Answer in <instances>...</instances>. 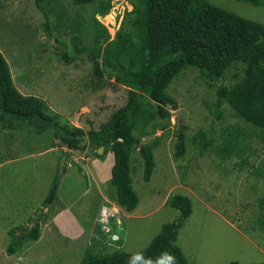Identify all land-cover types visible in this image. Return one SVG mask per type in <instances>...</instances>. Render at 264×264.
Here are the masks:
<instances>
[{"label": "rangeland", "instance_id": "1", "mask_svg": "<svg viewBox=\"0 0 264 264\" xmlns=\"http://www.w3.org/2000/svg\"><path fill=\"white\" fill-rule=\"evenodd\" d=\"M209 1L264 24V0L259 5ZM42 3L51 11L47 27L34 0H0V52L20 93L41 98L46 113L55 114L60 124L87 131L125 102L126 91L103 67L97 76L90 60L73 59L67 64L60 57L65 45L56 38L67 37L70 28L58 24L64 18L68 24L76 13L86 17L93 4L83 9L71 0ZM110 3L106 14L94 11L93 21L105 25L112 37L132 6L128 0ZM82 40L87 44L90 35L83 33ZM238 65L217 79L192 66L181 70L166 88L177 107H166L168 117H156L147 133L139 126L132 130L151 149L154 168L145 180L142 157L138 149L131 150V186L138 198L131 212L115 202L110 181L113 155L108 147L96 148L87 140L84 151L73 150L59 144L51 129L37 133L20 120L13 126L0 123V264H79L85 248L96 242L94 236L96 252L103 246L139 252L165 223L178 217L179 210L167 201L174 194L187 196L191 203L176 239L185 264L264 263V210L257 206V198L264 194V132L237 117L226 103L217 104L215 94L218 86L234 81ZM140 97L141 102L146 100L143 93ZM200 128L210 142L201 154L191 142ZM230 129L237 135L238 153L224 156ZM178 132L183 134L186 151L174 159ZM55 180L56 197L43 205ZM106 202L121 213V228L111 223L120 237L113 246L97 221ZM35 222L40 223L38 238L8 255L11 233L18 237Z\"/></svg>", "mask_w": 264, "mask_h": 264}, {"label": "trees", "instance_id": "2", "mask_svg": "<svg viewBox=\"0 0 264 264\" xmlns=\"http://www.w3.org/2000/svg\"><path fill=\"white\" fill-rule=\"evenodd\" d=\"M34 1L45 15L44 26L47 27L51 11L42 3L43 0ZM128 1L132 8L124 13L111 37L105 25L93 21L94 11L100 15L109 11L110 0H71L73 5L83 9L88 4H93V8L86 17L76 13L68 24L66 18H62L58 25L68 27L70 31L67 37L56 38L65 45L60 54L65 63L73 59H88L97 76L101 75L103 67L113 77L115 85L125 89L126 99L121 106L87 131L79 126L62 125L55 114L46 113V105L41 98L24 95L15 88L8 64L0 52V123L13 126V121L20 120L22 124L32 126L37 133L51 129L59 144L73 150L84 151L87 140L96 148L108 147L113 155L110 181L115 188V202L126 212H131L138 202L131 186V150L138 149L142 157L145 180L149 179L154 168L151 149L140 142L142 135L135 136L132 130L139 126L145 133L156 117H168L166 107H177L176 100L166 92V88L181 70L192 66L203 76L217 79L228 68L239 64L232 74L234 81L216 88L217 104L226 103L237 117L264 132V24L236 15L209 0ZM239 1L252 5L262 2ZM54 6L57 8L60 4ZM66 15L69 16L67 11ZM83 33L90 35L85 45L82 44ZM140 93L145 95L143 102ZM151 104L155 105V109ZM226 135L224 156L237 154L234 144L237 135L232 129ZM191 142L200 154L210 143L202 128L192 136ZM237 146L241 148L238 143ZM185 151L183 134L178 132L173 158L182 157ZM62 171H65L64 167ZM57 187L58 181L55 180L43 205L55 199ZM167 201L179 210L178 217L165 223L139 252L155 259L162 251H167L176 257V264H185L176 239L182 222L191 212V203L187 196L180 194L171 195ZM257 206L264 210V194L257 198ZM39 230L40 223L35 222L18 237L11 233L6 253L11 255L23 243L36 240ZM95 239L92 246L85 248L79 264H127L134 254L119 248L109 250L107 246L96 252L94 248L98 239ZM229 264L238 263L231 261Z\"/></svg>", "mask_w": 264, "mask_h": 264}, {"label": "built area", "instance_id": "3", "mask_svg": "<svg viewBox=\"0 0 264 264\" xmlns=\"http://www.w3.org/2000/svg\"><path fill=\"white\" fill-rule=\"evenodd\" d=\"M99 226L101 231L105 234V239L107 240V243H111L113 241H116L120 239L118 232H116L113 227L111 226V223L117 228H121V213L114 205L105 203L100 206L99 209Z\"/></svg>", "mask_w": 264, "mask_h": 264}, {"label": "clouds", "instance_id": "4", "mask_svg": "<svg viewBox=\"0 0 264 264\" xmlns=\"http://www.w3.org/2000/svg\"><path fill=\"white\" fill-rule=\"evenodd\" d=\"M127 264H176V257L167 251H162L155 259L145 256L143 252H136L129 258Z\"/></svg>", "mask_w": 264, "mask_h": 264}, {"label": "crops", "instance_id": "5", "mask_svg": "<svg viewBox=\"0 0 264 264\" xmlns=\"http://www.w3.org/2000/svg\"><path fill=\"white\" fill-rule=\"evenodd\" d=\"M252 5V4H251Z\"/></svg>", "mask_w": 264, "mask_h": 264}]
</instances>
